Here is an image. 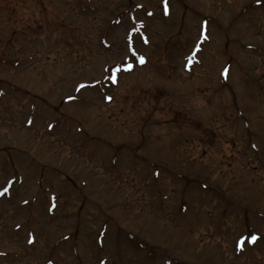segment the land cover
Segmentation results:
<instances>
[{
    "label": "rangeland",
    "instance_id": "obj_1",
    "mask_svg": "<svg viewBox=\"0 0 264 264\" xmlns=\"http://www.w3.org/2000/svg\"><path fill=\"white\" fill-rule=\"evenodd\" d=\"M117 63L128 65L109 105L96 86L76 89L107 84ZM29 105L38 122L24 129ZM249 135L264 137V0H0V264H264V240L234 253L225 228L252 214H224L219 195L173 174L224 181L238 196L258 189L264 203V177L239 172L261 161ZM165 232L187 242L157 237Z\"/></svg>",
    "mask_w": 264,
    "mask_h": 264
},
{
    "label": "snow or ice",
    "instance_id": "obj_2",
    "mask_svg": "<svg viewBox=\"0 0 264 264\" xmlns=\"http://www.w3.org/2000/svg\"><path fill=\"white\" fill-rule=\"evenodd\" d=\"M133 54H135V53H133ZM140 62H141V63H143V62H144L142 57L140 58ZM116 71H120V69H116ZM113 82H115V80H114ZM82 87H84V86H82ZM255 239H256V238H255V237H253V238H252V242H254V241H255Z\"/></svg>",
    "mask_w": 264,
    "mask_h": 264
}]
</instances>
